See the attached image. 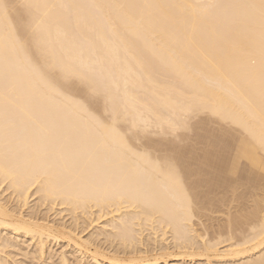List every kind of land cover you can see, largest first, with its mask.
<instances>
[{"label":"snow or ice","instance_id":"snow-or-ice-1","mask_svg":"<svg viewBox=\"0 0 264 264\" xmlns=\"http://www.w3.org/2000/svg\"><path fill=\"white\" fill-rule=\"evenodd\" d=\"M176 10L196 18L211 15L218 23L208 35L195 28L173 31L161 20ZM0 18L7 21L0 32V140L7 148L17 127L29 125L70 150L85 169L94 168L103 176L105 195L95 211L103 216L104 210L119 209L120 219L129 218L133 227L120 230L118 239L142 257L113 259L111 264H163L154 258L151 236L143 258V232L149 225L158 238L157 224L160 229L168 224L173 235L170 205L162 204L156 191L162 179L184 220L165 256L203 257L199 264H242L223 258L242 257L253 248L264 253V0H0ZM225 80L246 119L201 100L195 110L204 109L211 117L209 126L174 137L160 149L135 142L141 133L150 135L146 124L128 119L140 100L151 106L149 94L167 89L195 101L207 98L209 90ZM188 127L190 121L186 131ZM67 172L66 164L56 163L34 169L25 178L21 201L26 206L24 193L40 189L58 200ZM10 184L0 182V189L12 191ZM257 203L259 228L239 238L236 227L243 220L250 222ZM26 215L22 209L5 212L0 230L40 234ZM196 216L205 222L199 235L188 227ZM87 231L85 222L79 234L49 228L47 235L99 257L95 241L88 242L87 236L80 240ZM13 244L5 232L0 264H101L99 259H68L63 246L51 261L42 259L39 251L21 260ZM254 264H264V255Z\"/></svg>","mask_w":264,"mask_h":264},{"label":"bare ground","instance_id":"bare-ground-1","mask_svg":"<svg viewBox=\"0 0 264 264\" xmlns=\"http://www.w3.org/2000/svg\"><path fill=\"white\" fill-rule=\"evenodd\" d=\"M7 2L15 3L18 0H7ZM158 2L195 3L199 2V0H158ZM222 2H227V0H222ZM11 15L14 16L15 11ZM161 23L173 31H191L195 28L198 33L208 35L217 25L218 20L211 15L196 18L193 13L176 10L171 15L163 14ZM6 24L7 21L0 18V32L4 31ZM202 87H207V85H202ZM149 99L151 106L145 104L143 100H140L132 108L128 117L130 121L135 120L142 125L146 124L150 129V135H156L160 140L157 142L154 140L156 138H152L153 136L148 135L145 137L141 133L140 136L134 137L135 142L141 147L150 145L153 149H160L163 145L169 143L172 138L183 136L184 133L182 131L186 130L185 124L190 121L191 127H188L187 131H185L187 133L186 135H188L190 133L188 130L190 131L193 127L195 129L198 127L193 126L192 123L195 122L194 125H196L197 115H206V119L204 117L203 120L200 117L198 119L200 118L203 123L206 120L210 122L211 117L205 113L203 108H200L198 111L195 110V104L201 100L203 103L209 104L212 107L222 108L229 114H236L246 119L238 102L231 95L230 85L226 80L210 89L207 98L198 97L195 101L191 97L182 96L176 91L167 89H161L158 93L149 94ZM195 118L196 120L193 121L192 119ZM199 120L197 125L200 124ZM207 124L205 125L207 126ZM255 129L258 135L260 131L258 122L255 124ZM194 132L197 133V131ZM180 133L183 134L181 135ZM149 137L151 138L149 139ZM152 139L154 142H152ZM161 141H164V143ZM158 143L160 144L158 145ZM44 152L49 153L47 158L42 156ZM260 155L261 153L257 152V162L259 161ZM53 163L61 167L66 164L68 167V182L63 186L60 198L58 200L51 199L44 189H40L38 192L34 190L32 194L24 193L26 198L25 206V203L21 201L20 195L25 178L30 176L34 169L46 167ZM5 180L11 182L10 186L12 187V191L0 189V216L5 212L14 213L18 209H22L27 213L25 219L35 222L41 230L40 234L31 237L26 232L14 233L12 230H0V239L7 232L8 238L14 241L13 249L19 248V259L28 260L39 251L42 259L51 261L55 258L57 249L61 246L67 249L66 258L76 259L77 261H94L99 259L101 264H111L113 259L133 261L142 258L139 251L132 250L133 246L131 244L125 249L124 245L118 239L121 234L120 230H130L133 227L131 220L127 217L123 220L120 219L119 209L104 210L103 216L95 211L98 207L97 201L103 203V196L105 195L103 191V176L94 168L90 167L85 169L81 159L73 157L71 151L63 148L59 143H54L49 140L47 133L29 125L21 124L17 127L11 143L7 148H5L3 141L0 140V182ZM255 187L258 191V172L256 174ZM156 191L160 202L170 205V211L172 212L171 231L173 235L168 234V224H165L163 229H160L159 224H157V230L160 231L158 238L157 231L152 230L149 225L143 232L145 247V256L143 258H147V241L149 236H151L154 258L162 259L163 264H186V261L189 264L192 261H195V264H199V261L203 257H186L180 254L165 256L163 254L165 251H170L168 248V242L170 240L175 244L173 238L175 230L183 226L184 220L181 216L182 209L179 202L172 201L163 179ZM254 207L255 211L250 216V222L248 219L243 220L235 229L239 238L246 239L248 235H253L252 229L254 227L259 228L260 226L261 219L258 203ZM199 220L200 217L196 216L195 221ZM85 222H88V231L80 235V240L84 241L85 236H87L88 242L95 241L93 250L99 246L102 252L99 257L93 256L91 250L77 248L74 244L69 245L64 240L50 239L47 235V229L49 228L59 232H67V234H71L72 232L79 234L83 232ZM199 222L202 223V221ZM198 226L200 224L198 225L194 221H189L188 223V227L194 229L197 235L201 233ZM136 227L139 228V221H137ZM204 234H207V232L205 231ZM137 238H141L140 232H137ZM216 238H219L218 235ZM158 247L160 248L159 251H157ZM189 251H191L190 248ZM262 255L264 253L259 248H253L252 251L245 253L242 257H224L223 259L225 261L239 259L242 264H254L255 261L260 260ZM106 257L107 261H105ZM16 258V256H13L14 260Z\"/></svg>","mask_w":264,"mask_h":264},{"label":"rangeland","instance_id":"rangeland-1","mask_svg":"<svg viewBox=\"0 0 264 264\" xmlns=\"http://www.w3.org/2000/svg\"><path fill=\"white\" fill-rule=\"evenodd\" d=\"M198 117H200V118L203 120V117L205 118L206 115H201V114H200V115H197V116H196L197 120H196V118H195V119H192V120H193V121L196 120V122L198 123V120L200 119V118L198 119ZM207 117H208V116H207ZM201 119L199 120V123H200L199 125H197V123H196V125H194L195 122H192V123H193V126H198V127H196L197 130L195 129V127H193V129H191L192 132L197 131V133H198V130H200V128H202V126L205 127V126H206L205 124L211 122V121H210V122H209V121L207 122V120H206V121H204V123H203V121H202ZM205 119H206V118H205ZM192 120H191V121H192ZM200 121L203 123V125H201L202 123H201ZM205 122H207V123H205ZM210 124H211V123H210ZM210 124H207V126L210 125ZM207 126H206V127H207ZM204 127H203V128H204ZM191 130H190V131L188 130V132H190V133H189L190 135L193 134V133L191 132ZM193 130H194V131H193ZM185 131H186V130H185ZM185 131H184V130L182 131V132L184 133V135L187 134V133H185ZM183 133H180V134L182 135ZM194 133H195V132H194ZM189 134H188V135H189ZM184 135H183V136H184ZM150 136H153V134L150 135ZM178 137H179V136H178ZM178 137H177V138H178ZM150 138H151V137H149V139H150ZM152 138H156L157 140H156V139H154V140L157 141V142L160 141L159 138L156 137V135H154ZM169 139H170V138H169ZM172 139H173V138H172ZM152 140H153V139H152ZM154 140H153L152 142H154ZM158 140H159V141H158ZM157 142H156V143H157ZM161 142L164 143V141H161ZM161 142H160V143H161ZM165 142H166V141H165ZM160 143H158V145H159ZM153 144H154V143H153ZM154 145H156V144H154ZM196 220H197V219H196ZM199 221H201V219H200ZM199 221H195V220H194L195 223H197L198 225L200 224V226H198V228H200V230L202 231L205 222L202 221V223H203V224H202V223H200ZM201 224H202V225H201ZM202 226H203V227H202ZM207 226H208V227H211L209 224H208ZM196 227H197V226H196ZM198 228H197V229H198ZM198 231H199V230H198ZM201 231H200V232H201Z\"/></svg>","mask_w":264,"mask_h":264}]
</instances>
